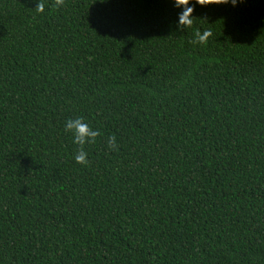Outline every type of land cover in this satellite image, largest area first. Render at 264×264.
Returning a JSON list of instances; mask_svg holds the SVG:
<instances>
[{"label": "trees", "instance_id": "obj_1", "mask_svg": "<svg viewBox=\"0 0 264 264\" xmlns=\"http://www.w3.org/2000/svg\"><path fill=\"white\" fill-rule=\"evenodd\" d=\"M215 2L0 0V264H264V0Z\"/></svg>", "mask_w": 264, "mask_h": 264}, {"label": "clouds", "instance_id": "obj_2", "mask_svg": "<svg viewBox=\"0 0 264 264\" xmlns=\"http://www.w3.org/2000/svg\"><path fill=\"white\" fill-rule=\"evenodd\" d=\"M171 2L173 7L180 9L177 20L178 28L187 29L192 27L195 21V16L193 15V7L190 6L191 0H171ZM238 2H243V0H216L214 4L231 3L232 6H236ZM56 4L58 7L63 6L64 0H56ZM36 9L42 12L43 4L39 2ZM212 36L213 33L211 30H204L203 32L197 30L195 32V39L191 42L195 45L206 44ZM65 132L71 133L73 143L80 146L74 157L75 162L86 165L88 163V153L84 150V145L95 143L96 137L100 135V132L90 126L89 123L85 122L83 117L68 119L65 124ZM108 146L112 151L117 150L118 145L115 136L109 137Z\"/></svg>", "mask_w": 264, "mask_h": 264}]
</instances>
